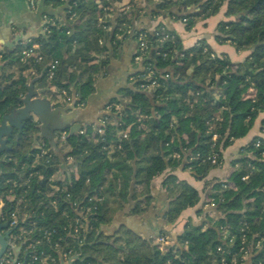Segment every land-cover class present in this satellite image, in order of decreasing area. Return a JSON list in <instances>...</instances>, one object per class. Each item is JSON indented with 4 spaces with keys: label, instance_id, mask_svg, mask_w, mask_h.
Instances as JSON below:
<instances>
[{
    "label": "trees",
    "instance_id": "trees-1",
    "mask_svg": "<svg viewBox=\"0 0 264 264\" xmlns=\"http://www.w3.org/2000/svg\"><path fill=\"white\" fill-rule=\"evenodd\" d=\"M67 1L64 15L57 17L50 33L40 34L22 45L34 42L41 45L45 53L39 64L43 66V78L47 77L50 64L57 60L52 87L69 95L75 92L76 101L80 102L94 89L93 74L104 70L108 63L109 47L105 41L108 32L102 26L110 22L105 19L117 16L110 42L114 50L124 35L121 24L132 26L131 12H125L123 7L115 9L109 0H45L53 7ZM225 1V15L231 19L218 23L216 40L229 41L237 50L247 48L251 52L243 61L232 62L226 54L211 56L204 41L198 46L184 47L178 34L162 25L153 31L135 29L146 33L149 48L134 75L151 68L160 84L148 91L140 89L142 81L136 80L134 87L123 89L121 100H113L121 104L122 116L120 119L111 113L107 116L120 123L119 129L127 130L126 137H117L116 124L110 122L102 126V135L88 130L66 136L70 150L64 153V158L72 155L76 168L75 174L66 177L70 186H66V178L47 186L48 178L58 171L60 160L52 149L48 162L38 155L34 140L51 146L45 138L37 136L38 127L32 117L25 119L10 136L9 160L2 164L4 172L0 174L10 180L7 188L3 183L5 192L0 190V195L6 199L11 188L16 197L25 195L33 220L39 226L55 229L52 240L59 241L65 252L76 249L83 237V259L76 264H235L233 257L236 264H244L242 247L251 255L250 264H264V137L258 135L242 147L243 156L235 159L233 164L237 167L229 177L214 181L207 190L208 196L214 198V209L223 214L216 223L188 222L176 235L175 242L162 250L125 226L111 235L99 231L101 225L111 222L124 202H132V214L144 212L152 201L151 180L164 169L183 165L196 178H204L214 165L202 162L201 158L213 150L221 159L222 149L245 136L257 116L264 113V0H160L151 11L185 19L186 27L190 28L193 19L216 14ZM159 30L161 34H156ZM73 43L84 54L64 69V51L70 50ZM3 59L14 70L5 76L7 82L0 85V116L20 105L31 68L36 67L33 59L21 61L19 57L12 58L9 52L3 53ZM140 115L145 117L139 119ZM211 122L215 128L210 133L221 134L213 146L209 141L211 134L205 133ZM63 130L59 129L57 134ZM261 130L264 132V116ZM171 153L179 156L168 157ZM19 176H33L27 189L20 185ZM38 176L43 178L39 180ZM53 184L66 188L46 199L42 191L45 187L54 188ZM163 184L172 197L164 219L173 223L182 210L198 202L199 195L173 174L167 175ZM98 189H102V199L88 201ZM79 194L85 196V206L93 203L96 206L85 218V231L74 234L71 228L63 229V225L76 217L72 202ZM52 199L57 200L56 209L50 204Z\"/></svg>",
    "mask_w": 264,
    "mask_h": 264
},
{
    "label": "crops",
    "instance_id": "crops-1",
    "mask_svg": "<svg viewBox=\"0 0 264 264\" xmlns=\"http://www.w3.org/2000/svg\"><path fill=\"white\" fill-rule=\"evenodd\" d=\"M158 1L160 0H109V2L114 5L115 9L123 7L125 12H131V25L136 30L145 29L147 31H153L158 25H162L166 29L174 30L180 37L183 46L186 48L195 45L196 42L202 39L217 53V55L223 53L230 57L232 62L242 61V58H237L238 54L234 52V47L231 44L219 43L215 39L217 22L226 19L220 14L224 13V10L200 21L195 20L193 25L187 28L186 22L181 18L175 19L166 12L153 13L151 10L155 6V2ZM68 3L67 1L64 5L53 7L51 4L46 3L45 0H38L37 6L31 8L28 4V0H0V46L3 53H11L12 58L19 57L18 48L41 34L42 16L44 14L49 15L48 12L54 13V15L49 16L57 20L64 15V8ZM116 18V14L108 16L105 21L110 22V24L103 25L105 28L102 26V29L108 32L105 40L109 47L108 63L104 70L93 74L94 89L84 101L77 102V94L75 92L70 94L75 97L74 108H71V103H65L62 99L60 101V99L57 98V93L53 95V93L56 92V87H52L51 80L47 77L43 78V66L39 64L36 65V74L33 76L30 75L28 78L27 88L31 86L32 90L35 92L32 98L46 99L49 102L48 106H44L42 110L38 112L39 114L32 113L31 117L38 127L36 132L37 136L46 139V142L49 143L52 151L60 160L58 171H56L54 176H71L76 173V168L73 166L75 158L69 155L64 158V153L70 146L68 143L63 144L62 142H57V137L62 132L68 134L70 126L75 123L80 124L79 131L83 130L84 133L88 130L91 132L96 131L95 129L100 126V122L104 115L108 113L113 114L114 111L112 110L121 106L120 103L118 104L113 100H121L123 89L134 87L136 81V75L134 74L141 67V61L135 58L136 40L131 35H122L114 50L111 48L110 42L114 34V21ZM15 36H26L27 38L12 46L4 45L11 44L10 42H12ZM33 44L40 45L38 42H34ZM40 48L42 49L41 45ZM82 54H84L83 49L77 43H73L70 50L64 51V69L74 65ZM6 62L7 59H3V61L0 62V85L7 82L5 81V76L14 70V66L8 65ZM77 103H79V105L75 106ZM5 112L8 111H4V113ZM261 119L262 113L257 116L251 129L245 136L234 139L230 145L221 151L222 160L220 164L211 167L203 179L196 178L189 167L184 168L182 167L183 165L167 168L166 172H162V174L155 176L151 180L150 191L152 201L144 212L132 214L130 211L133 206L132 202H124L122 207L116 210L111 222L101 225L99 231H102L104 235H111L115 234L121 226H125L142 239L156 244V236L162 230H167L174 234L173 236L175 239L176 235L183 231L186 222L182 226L183 229L179 232H176L178 227L176 228L175 225L179 219L187 217V215L191 213V210L195 212L190 219L193 224H210L215 214H210V211L203 214L200 212V208H198L199 205H197L202 198L204 199L205 197L204 194L206 190H204V180H206L205 183H210L229 177L231 171L235 168L233 162L235 159L242 156V152L240 154L239 149L246 145L253 136L261 134ZM59 129L65 130L57 134ZM15 130L18 129L15 128ZM37 142L38 140H34V144H37ZM63 158L65 160H63ZM170 174H173L177 180L186 181L197 190L199 195L198 203L182 210L173 223H168L164 219V213L169 207L172 197L166 190L163 181L166 176ZM215 210L216 209L212 210V212H215ZM201 215L203 216L202 218ZM250 262L251 258L248 257L245 259L244 264H250Z\"/></svg>",
    "mask_w": 264,
    "mask_h": 264
},
{
    "label": "rangeland",
    "instance_id": "rangeland-1",
    "mask_svg": "<svg viewBox=\"0 0 264 264\" xmlns=\"http://www.w3.org/2000/svg\"><path fill=\"white\" fill-rule=\"evenodd\" d=\"M226 1L222 4V8L220 7L219 8V10H218V12L220 13L222 10H224V13H220L222 16H224L226 19L225 20H228V19H231V17H227L226 15H225V11H226ZM217 12V13H218ZM215 15V14H214ZM223 18V17H222ZM202 19H204L203 17H197V19L195 18V19H193L194 21L196 20H202ZM183 21L184 22H186L185 21V19H183ZM220 22V21H219ZM219 22H217V24H216V28H215V31H216V33H215V39H216V34L218 33V31H217V25H218V23ZM194 23V22H193ZM196 23V22H195ZM202 41H204V40H200V41H198V42H196V44L195 45H200V43H202ZM217 41V40H216ZM205 42V41H204ZM206 43V42H205ZM224 43H227V44H231L233 47H234V52H237V54H238V59H241L242 61L245 59V57L251 52V50L250 49H247V48H244V49H241V50H237L236 48H235V46L231 43V42H224ZM207 44V43H206ZM101 45V44H100ZM20 48V47H19ZM207 48H210L211 49V56H213V57H217V56H221V55H223V53L222 54H219V55H217V53L215 52V51H213V49L210 47V46H208ZM206 48V49H207ZM205 49V50H206ZM243 52V53H242ZM242 53V54H241ZM230 58V57H229ZM231 59V58H230ZM59 90V89H58ZM56 92H58V93H60L59 91H57L56 90ZM60 95V98L61 99H63V95H61V94H59ZM115 111V110H114ZM109 114V113H108ZM114 115H116V117L118 118V119H120L119 117H121L122 116V107L121 106H118V108H117V110L113 113ZM263 116H264V113H262V118H263ZM104 117H105V123L103 124V125H105V124H107L108 122H110V125H113L114 123L116 124L115 126H116V131H115V134H116V136L117 137H126L127 136V130H122V129H119L117 126H119V124L120 123H118L116 120H114V121H111L110 119V116H107V114L106 115H104ZM144 118L145 116H143V115H140L139 116V119L140 118ZM262 120V119H261ZM257 123H258V121H257ZM112 128V127H111ZM213 128H215V123L214 122H211L210 123V125H208V127L206 128V131H205V133L206 134H211V138L209 139V141H211L212 142V146L214 145V142L216 141V140H218V138L220 137V133L217 131V132H212V133H210L211 132V130H213ZM103 129V128H102ZM96 130V129H95ZM15 131H17V130H15L14 129V133H15ZM80 132V131H79ZM78 132V133H79ZM97 132V131H96ZM260 132H261V134L260 135H258V136H261V137H264V132L261 130V123H260ZM62 133H64V132H62ZM60 134L58 137H57V142L59 141V142H62L63 144H65V139H66V136L68 135L67 133H64V134ZM81 133V132H80ZM98 134H100V135H102L103 134V131L102 132H97ZM123 134H126V136H123ZM254 137V136H253ZM253 137H252V139H253ZM251 139V140H252ZM250 140V141H251ZM249 141V142H250ZM257 144H258V142H257ZM37 149L39 148V147H43L44 149H45V151L47 152V154L46 153H44V155H42V154H40V152L38 151V155L39 156H44V157H46L45 158V160H46V162H48L47 160H50L51 158H52V153L50 152V149H52L51 147H47L46 146V144H45V142H43L42 140L40 141V140H38V142H37V144H35L34 145ZM39 150V149H38ZM70 150V147H69V149L67 150V151H65L66 153L68 152ZM223 150V149H222ZM241 151H242V148L241 149H239V153L241 154ZM175 154L176 153H171V154H169V155H167L168 157H176L175 156ZM69 156H71L72 157V155H69ZM215 157V162H212L211 161V158L212 157ZM242 156H243V154H242ZM242 156H240V157H242ZM6 161H8L9 160V158H8V153H6ZM71 157H70V159H71ZM196 157H198V155H196L195 156V158ZM239 157V158H240ZM193 158H194V156H193ZM75 160V159H74ZM201 160H202V162H209L210 164H212V166L214 165V166H216V165H219L220 164V162H221V160H222V158L221 159H218V153L217 152H215V151H211L210 153H208L207 155H206V157H203V158H201ZM235 167H237V164L235 165ZM59 168H61V167H59ZM168 168H170V167H168ZM167 169V168H166ZM166 169H164V171L163 172H166L167 170ZM190 169V168H189ZM4 172V171H3ZM3 172H1V173H3ZM116 174V172L115 171H113L112 172V174ZM162 174V173H161ZM160 175V174H159ZM158 175V176H159ZM20 177V179H21V184L22 183H29V181H28V176H19ZM66 177H69V176H51L50 178H48V182H47V186L51 183V182H53V181H57V180H64ZM43 178V177H42ZM246 178V177H245ZM67 180H66V186L68 187V186H70L71 185V182L68 180V178H66ZM203 179V178H202ZM7 180H10L9 179V176H5V178H4V182H5V186H6V188H7V184H8V181ZM221 180H224V179H221ZM15 181V184H17V180H14ZM118 181V180H117ZM178 181H180V180H178ZM218 181H220V180H218ZM206 182V180H204V190H206V192H205V194H204V199L202 198V200L197 204V205H199L198 206V208H200V212H202L203 214L204 213H208L209 211V213L210 214H215L213 217H212V219H211V223H216V221L219 219V218H221V217H223V214H221L218 210H215V212L213 211L212 212V210H214L213 208H214V206L216 205L215 204V201H214V198L213 197H209L208 196V193H207V190L210 188V186H211V184L213 183V182H210V183H205ZM51 185H52V183H51ZM54 186H56L55 184H53ZM64 188H66V187H64V186H60V185H58V188H57V190L58 191H60V190H64ZM193 188V187H192ZM194 189V188H193ZM195 190V189H194ZM196 192H197V190H195ZM4 192L5 191H3V194H4ZM44 194H45V196H46V199H48L50 196H52L51 194H53L54 193V195L56 194V191L52 188V187H45L44 189H43V191H42ZM102 189H98L97 191H96V193H94L93 195H91L89 198H88V201H96V200H101L102 198ZM203 196V195H202ZM16 199H17V197H16V195L14 196ZM2 199H4L3 198V196H1L0 195V204H1V202H3L2 201ZM16 199H15V201H13V202H11V204H12V210L15 212V215H16V217H17V219L19 220V222H20V225L21 226H23L24 227V229H26V231L27 232H25V233H23V234H21L20 236H19V231H17V227H16V229H13V228H9L8 226H6L5 228H4V230H7V231H9V234H10V242H11V247L10 248H8L6 251H5V253H4V255L5 256H8V255H11V253H13L14 252V249L15 248H18V247H21L22 249H21V252L19 253V255H18V259L19 260H23L24 258H26L25 256H24V252H25V246H27V244L28 243H22L25 239H26V237L28 236V241H30V240H39L38 241V244L36 245V243H35V250L38 252V253H40L41 254V261L40 262H38V263H36V264H76V262L77 261H80V260H82L83 259V257H82V251H81V247H82V245H83V240H84V238L82 237L80 240H79V242H78V247L76 246V249H74V247H73V249L72 250H70V251H67V252H65V250H64V248H63V246L59 243V241H53L52 240V237H53V235L54 234H56V230L55 229H51V230H54L55 232H53L52 234H51V236H49L48 238L46 237L47 236V234H44V226H39L38 224H37V222H36V220H33L34 218H33V215H32V211H31V209H30V207L28 206V204H27V199H26V196L24 195V197H23V199L21 200V202H19L18 201V203H17V201H16ZM45 199V200H46ZM6 200V199H5ZM84 201H85V196L83 195V196H81L80 194L78 195V196H76L75 197V200L72 202V206H73V209H74V211H75V213H76V217H74L72 220V222H69V223H67V224H64L63 225V229L64 228H67L68 230H69V228H71L73 231H74V228L75 227H78L77 228V231L76 232H74V234H78V233H80V232H82L83 230L85 231V229H86V227H85V218H86V216H87V214L90 212V210H91V208H95V206H96V204H92V206L91 205H88V206H85V204H84ZM199 201V200H198ZM5 203V205H7V207H8V203L7 202H4ZM50 204H51V206H53V208L54 209H56L57 208V204H55V203H52L51 201H50ZM114 205H116V204H113L112 206H114ZM87 207V208H86ZM0 212L3 214V215H5L6 214V211L4 210V208H2V209H0ZM195 214V212H194V210H191V213H189L188 215H187V217H184V218H182V219H179V221L177 222V224L175 225L176 226V228H177V230H176V232H179V231H181L182 229H183V225H184V223L186 222V224L188 223V222H191L192 223V220H190L192 217L191 216H193ZM203 216L201 215V218H202ZM21 220H23L22 222H24L23 224H22V222H21ZM79 221V223H80V227H79V223L77 222L76 223V221ZM32 222H34L36 225V228H33V227H31V228H29V225H30V223H32ZM3 223H5V222H3ZM185 226V225H184ZM49 229V228H48ZM50 230V229H49ZM52 232V231H51ZM174 234H172V233H170L169 231H167V230H162V231H160V233H158V235L156 236V244L159 246V248L162 250L163 248H165V246H167V245H169V244H172V243H174L175 242V239H174V236H173ZM161 238L163 239V240H161ZM245 238V237H244ZM111 239L113 240V238L111 237ZM229 239H230V242H233V239H234V237L233 236H231V237H229ZM112 240H110V242H112ZM119 243V242H118ZM259 242H257L256 243V245L257 246H259ZM28 248H30V247H28ZM219 249V248H218ZM251 255H250V253H249V251H248V249H245L244 247H242L241 248V258L243 259V263L245 262V259L246 258H248V257H250ZM224 261V259L222 258L221 259V262H223ZM236 257H233V259H232V262L233 263H235L236 264Z\"/></svg>",
    "mask_w": 264,
    "mask_h": 264
},
{
    "label": "built area",
    "instance_id": "built-area-1",
    "mask_svg": "<svg viewBox=\"0 0 264 264\" xmlns=\"http://www.w3.org/2000/svg\"><path fill=\"white\" fill-rule=\"evenodd\" d=\"M37 1L38 0H28V4L30 5L31 8H35L37 6ZM56 21H57L56 18L51 17V16H49L47 14H44L42 16V21H41V34L47 35L48 33H50L51 26L55 25L57 23ZM103 28H105V26H103ZM120 28L124 29V35H131L136 40V54H135V58L137 60L141 61L144 58V56L147 53L148 48H149L148 37H147L146 33L137 32L132 26H130L129 24H126V23H122ZM156 34H161V31L160 30L157 31ZM164 38H165V36L163 37V39ZM102 43H103V39L100 38L99 39V44H102ZM18 56H19L21 61H26L27 59L31 58V59H33L32 61L34 62V64L38 65V64H40L43 61L45 53L40 48V45H38V44H32V45H26V46L25 45H21L20 48H19ZM2 58H3V50H2V48L0 46V60ZM57 64H58L57 60H54L50 64L49 69H48V73H47V78L49 80H52L54 72H55L56 67H57ZM36 67L31 68L30 75L33 76L34 74H36ZM167 76L168 75H165V77H167ZM135 79L142 81V83L139 84V87H140V89H143V90L153 91L160 84L159 81L157 80V78L154 76V72L151 70V68H148V67H146V72L137 73ZM59 94L64 96L62 101H64L65 103L70 104V103H72L75 100L74 96H71L65 90H62L60 93L56 94L57 98H59L60 101H61V98H60ZM78 105H79V103H77L75 106H78ZM114 110L116 111L117 108H115ZM104 123H105V117L102 118V120L100 122V126L96 128L97 132H102L103 131L102 126H103ZM80 132L84 133L83 130H80ZM62 134H64V133H62ZM123 136H126V134H123ZM38 149H39L40 154H42V155H44V153L47 154V152L45 151V149L43 147H39ZM175 156L178 157L179 155L176 153ZM211 161L215 162V157L214 156L211 158ZM32 177L33 176H28L27 179H28L29 183L27 182V183H22L21 184V182H20V185L21 186H26V189H27L30 186V184H31L30 181H31ZM38 178H39V180H41L42 176H38ZM243 179H246V178L243 177ZM7 181L9 182V180H7ZM57 188H58V185L54 186V188H53L56 191V194L59 193ZM26 189L23 190V191L25 192ZM14 196H15V194L13 192V189L11 188L9 190V192L7 193V198H6L7 201L5 199H2L3 202H1V204H0V209L4 208V210L6 211V214L3 215L0 212V223L5 222L9 228H13V229H16V227H17V231H19L18 234L20 236L21 234H23V233H25L27 231H26V229H24L23 226L20 225V222L17 219V217L15 215V212L12 210L11 202L15 201V199H16ZM23 197L24 196H22V195L17 197V199H16L17 203H18V201L21 202ZM4 202H8V207H7V205H5ZM51 202L57 204V200L56 199H52ZM22 221L23 220H21V222ZM77 222L79 223L78 220L76 221V223ZM23 223L24 222H22V224ZM35 225L36 224L34 222L30 223L29 228H31V227L36 228ZM80 226L81 225L79 223V227ZM77 228L78 227L74 228V232L77 231ZM53 232H55V231L51 230V229L49 230L48 228H44V234H47V236H46L47 238L49 236H51V234ZM27 239H28V236L22 242V243H24L26 241L25 243H28L27 246H25V252H24V256L26 258H24L23 260H19L18 259V255H19V253L21 252V249H22L21 247H18V248L14 249V252L11 253V255H8V256L3 255L0 258V264H36V263L40 262L41 261V257L43 255L41 256V254L38 253L35 250V248H36L35 247V243L37 245L39 240H35L34 239V240L28 241ZM161 240H163V239L161 238ZM11 245H10V247H11ZM28 247H30V248H28Z\"/></svg>",
    "mask_w": 264,
    "mask_h": 264
},
{
    "label": "water",
    "instance_id": "water-1",
    "mask_svg": "<svg viewBox=\"0 0 264 264\" xmlns=\"http://www.w3.org/2000/svg\"><path fill=\"white\" fill-rule=\"evenodd\" d=\"M49 15H54V13L48 12ZM26 36H15V38L10 42L11 44H4L5 46H12L18 42L26 39ZM27 93L20 99V106L17 108H13L8 110V112L3 113L0 116V156L3 153H7L11 150V146L9 145V138L14 134V129H20L22 122L25 119L31 117L32 113H38L42 110L44 106H48L49 102L46 99H38L32 98L35 92L32 90L31 86H28ZM71 108H74V101L70 104ZM39 114V113H38ZM41 115V114H40ZM16 117V118H15ZM15 119V120H14ZM80 128V124L75 123L69 128V135L78 134ZM0 159V166L2 164ZM7 226L6 223H0V231ZM9 231L2 235L0 233V258L4 254L8 242L5 238H7Z\"/></svg>",
    "mask_w": 264,
    "mask_h": 264
},
{
    "label": "flooded vegetation",
    "instance_id": "flooded-vegetation-1",
    "mask_svg": "<svg viewBox=\"0 0 264 264\" xmlns=\"http://www.w3.org/2000/svg\"><path fill=\"white\" fill-rule=\"evenodd\" d=\"M6 152L5 153H3L1 156H0V159L1 160H3L2 161V164L4 163V162H6ZM2 164H1V166H0V174H1V172H2ZM3 178H5V176H0V190H2V188L4 187L3 186V183H4V185H5V182H3ZM2 192H3V190H2ZM2 194V193H1ZM7 232V230H4V229H2L1 231H0V233L2 234V235H5V233ZM6 239V241L8 242V246H7V248H6V250L10 247V245H11V242H10V234H8V236H7V238H5ZM5 250V251H6ZM5 253V252H4ZM4 255V254H3ZM2 255V256H3ZM1 256V257H2Z\"/></svg>",
    "mask_w": 264,
    "mask_h": 264
}]
</instances>
